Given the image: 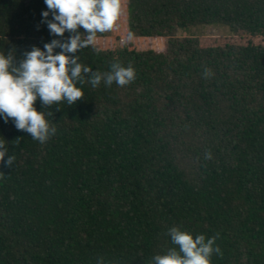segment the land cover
Listing matches in <instances>:
<instances>
[{
  "label": "trees",
  "instance_id": "trees-1",
  "mask_svg": "<svg viewBox=\"0 0 264 264\" xmlns=\"http://www.w3.org/2000/svg\"><path fill=\"white\" fill-rule=\"evenodd\" d=\"M43 11L44 0H0V53L18 65L67 39ZM125 11L126 35L161 49L76 55L101 73L132 66L134 82L78 83L71 106L37 100L56 128L45 143L0 116L15 156L0 164V264H148L175 247L171 227L218 236L212 264H264V0H126ZM209 25L229 36L174 35Z\"/></svg>",
  "mask_w": 264,
  "mask_h": 264
},
{
  "label": "clouds",
  "instance_id": "clouds-1",
  "mask_svg": "<svg viewBox=\"0 0 264 264\" xmlns=\"http://www.w3.org/2000/svg\"><path fill=\"white\" fill-rule=\"evenodd\" d=\"M48 11L42 12V23H46L50 34L67 39H53L44 44L43 50L33 47L24 53L17 65L15 55L0 53V116L5 122L11 118L17 130L30 134L31 138L45 143L56 133L47 116L49 111H38L39 100L44 108L66 101L69 106L83 99V91L77 84L90 83L92 87L106 86L115 82L123 87L134 82L135 69L116 61L110 71L101 73L82 64L76 55L89 46H94L98 34L113 31L124 12L126 0H44ZM51 13L52 19H47ZM83 29V32L80 31ZM127 39H133L129 32ZM59 48L61 51L56 52ZM204 77L214 75L204 69ZM59 111V109H57ZM5 140H0V164L12 167L15 156L8 155ZM7 161L5 162V156ZM211 159V152L205 153ZM5 174L0 171V179ZM175 247L164 254L154 255L148 264H212L214 254L223 256L216 244L218 236L211 238L203 234L193 235L179 227H171L166 233Z\"/></svg>",
  "mask_w": 264,
  "mask_h": 264
},
{
  "label": "rangeland",
  "instance_id": "rangeland-1",
  "mask_svg": "<svg viewBox=\"0 0 264 264\" xmlns=\"http://www.w3.org/2000/svg\"><path fill=\"white\" fill-rule=\"evenodd\" d=\"M126 5V4H125ZM117 28L113 31H110L108 36L104 39H97L96 44L101 48L112 49L122 45L131 46L134 49H161L162 39L158 38L156 40H144L142 38H133L132 40L127 39L126 35V11L124 6V12L117 22ZM175 37H184V36H194L198 38H226L229 36L228 31L223 26L218 25H209L203 27L191 28L188 32H181L177 30L175 32ZM264 44V40L256 41Z\"/></svg>",
  "mask_w": 264,
  "mask_h": 264
}]
</instances>
